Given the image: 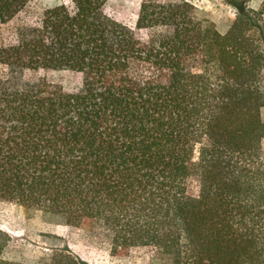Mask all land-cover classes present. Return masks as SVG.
<instances>
[{"label":"trees","instance_id":"obj_1","mask_svg":"<svg viewBox=\"0 0 264 264\" xmlns=\"http://www.w3.org/2000/svg\"><path fill=\"white\" fill-rule=\"evenodd\" d=\"M225 31L188 0H144L136 26L73 0L0 44V202L84 228L125 257L264 264V0ZM28 0H0L9 22ZM82 74L67 92L44 73ZM34 71L36 78H26ZM86 264L63 248L34 261Z\"/></svg>","mask_w":264,"mask_h":264},{"label":"rangeland","instance_id":"obj_2","mask_svg":"<svg viewBox=\"0 0 264 264\" xmlns=\"http://www.w3.org/2000/svg\"><path fill=\"white\" fill-rule=\"evenodd\" d=\"M144 0H105L104 11L111 18L131 27L137 37L148 40L158 29H140L136 26L141 3ZM176 2L181 0H161ZM195 4L200 17L211 19L220 31H225L236 16L237 8L231 0H188ZM248 7L258 8L262 0H246ZM64 4L71 11L73 0H28L26 6L9 22L0 21V44L14 42L19 25L37 23L45 9ZM67 92L81 89L83 77L76 70L50 69L44 73ZM34 71H26V78H36ZM264 120V107L261 108ZM264 149V143H263ZM0 230L10 236L7 256L34 261L52 248H63L86 264H166L152 245L133 247L128 255L119 257L111 253L108 240L81 227L46 218L39 210H28L9 201L0 202Z\"/></svg>","mask_w":264,"mask_h":264}]
</instances>
